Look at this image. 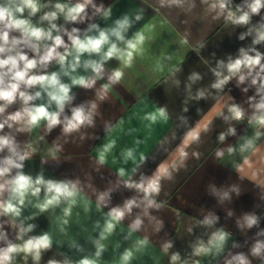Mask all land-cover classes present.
<instances>
[{"label": "crops", "instance_id": "1", "mask_svg": "<svg viewBox=\"0 0 264 264\" xmlns=\"http://www.w3.org/2000/svg\"><path fill=\"white\" fill-rule=\"evenodd\" d=\"M229 1L239 10L220 9L218 0H179L178 4L172 0H91L77 21L67 20L55 5L72 7L84 0H37L39 10L34 16L25 10L24 18L33 26L47 31L55 24L58 30L52 29L53 36L60 35L69 46L68 33L73 28L78 29L73 35L81 39L98 36L104 30L110 43L121 49L138 32L144 34L145 41L134 53L131 67L116 58L106 61L102 78L91 88L73 85L72 79L95 78L84 63L99 61L109 45H104L101 54H83L75 72L70 68L73 56L68 57L63 70L55 59L30 70V75L57 72L61 82L70 86L73 98L60 115L62 123L51 129L42 120L30 129L23 121H9L12 127L6 124L0 130V136L14 140L18 153L28 154L23 168L12 169L4 179L22 171L33 180L42 176L45 181L75 184L77 192L42 211L40 206L47 197L41 186L37 196L30 192L25 196L23 205L13 200L20 208L19 216L0 209V249L9 244L23 245L44 234L51 240L48 249L40 250L39 260L31 253L17 252L7 264H81L83 260L91 264H264V127L249 123L259 114L254 105L264 91H258L259 78L252 84L246 69L241 73L246 77L243 83L236 76L222 89L212 88L217 80L213 69L228 74L226 68L218 67L219 61L226 65L230 59L239 58L240 49L249 55H255L252 49L264 54V41L253 44L257 30L264 25V7L259 14H252L248 7L252 0ZM54 11L55 20L42 19ZM229 12L236 17L249 12L253 25L234 23ZM137 16L141 18L137 20ZM125 17L130 27L123 32L125 41H119L111 31ZM20 36L18 31L10 32V42L4 45L6 51L0 58L24 53L39 60L44 45L52 44L40 41V52L36 53L29 45L11 43L12 37ZM58 51L63 53L64 48ZM115 69L124 76L105 92L102 85L109 83ZM193 73L200 78L190 80ZM21 91L29 95L40 91L41 97L27 105L19 96L11 104L0 101V106H5L0 123L24 107L44 104L50 112L58 111L39 85H22ZM200 92L204 96L198 98ZM233 104L241 108L247 120L231 119L228 108ZM81 106L92 112V124L66 133L64 118H71L72 109ZM160 109H164V117ZM221 112L223 115H218ZM150 116H155V121ZM205 124L208 131L203 130ZM232 127L235 135L228 134ZM197 128L200 139H187L189 131ZM221 132L226 134L223 142L219 140ZM257 132L262 133L258 138ZM248 140L253 141V148L240 151ZM229 147L234 151L230 153ZM181 149L187 155H181ZM129 151L132 157H128ZM217 152L223 155L217 156ZM8 155L5 148L0 160ZM158 168L166 169L161 173L159 193L151 197L159 207H149L145 215L144 193L126 187L125 182L139 183ZM9 199L7 190L0 194V202ZM129 199H136L140 206H134L121 221H113L114 228L109 231V213L113 208L122 209ZM137 217L142 224L133 230L131 225ZM249 218L256 221L251 226ZM206 219L211 223H203ZM29 225L33 226L31 231L22 232ZM220 231L226 236L217 250L209 241ZM169 244L171 247H166ZM201 244L210 250L196 255L195 249ZM258 244L260 251L254 254ZM173 255L179 259L173 261Z\"/></svg>", "mask_w": 264, "mask_h": 264}, {"label": "clouds", "instance_id": "2", "mask_svg": "<svg viewBox=\"0 0 264 264\" xmlns=\"http://www.w3.org/2000/svg\"><path fill=\"white\" fill-rule=\"evenodd\" d=\"M173 3H179V0H172ZM91 3V0H84V3H77L72 7H66L63 4H56V9L65 13V18L70 21H77L78 18H81V14L85 12L86 4ZM219 8L225 9L227 7L226 0H218ZM215 7V5H213ZM250 12L252 14H259L262 7H264V0H252V3L248 5ZM29 10V16H34L39 10L37 0H0V53H4L6 48L4 45L9 44L10 42V32L18 31L21 36L20 38L12 37L11 43L16 44H26L29 45L33 51L36 53L40 52V41H52V44L44 45V53L37 59H29L28 56L24 53H18L16 56H8L7 58H0V70L6 69V71H0V101H5L7 104L13 103L17 96L23 100L24 104L27 105L29 101L41 97V92L37 91L34 95H29L25 91H21V86L23 85L26 88H31L33 86L39 85L47 92L49 98V104L55 102V105L58 111L50 112L48 106L44 104L32 107H24L22 111H17L9 115L3 123H0V130H3L5 125L12 127L11 122H24L29 127L38 126L40 121L44 120L47 122L49 129L53 128L56 125L62 123L60 120V115L64 111L65 104L72 100L70 96L71 88L68 84L62 83L59 74L53 72L49 74H40L30 75V70L35 69L38 64L47 65L50 61L56 60L61 69H64V66L67 62L69 56H73V60L70 64L72 72H75L76 69L80 66L81 60L80 57L85 54H101L104 45H109L107 51H104L101 59L99 61L88 60L84 63V67L91 68L92 72L95 74V78H86L83 76L73 78L72 84L79 85L84 88H91L97 79L102 78L103 65L106 61L116 58L122 60L127 67H131V63L134 57V53L138 51L140 45L145 41V36L142 32H138L134 39H129L125 41L123 32H125L130 27V22L127 17L121 21H117V27L111 31V35L116 37L119 41H125L126 48L121 49L117 46L116 43H110L109 33L100 30L98 36H86L84 39L79 38L73 33L78 32V29L73 28L72 33H68V39L71 42V45L65 43L60 35L53 36L52 29H57L55 24L51 25L49 30H44L43 28L33 26L29 19L24 18L25 10ZM239 10V9H237ZM107 15V13H105ZM57 18V12L46 13L42 19L45 20H55ZM141 17L137 16L136 19L139 20ZM229 18L233 20L236 24H247L249 22V12H243L242 15L236 17L233 13L229 12ZM93 27H96L93 25ZM58 30V29H57ZM244 36L241 35L240 39H243ZM264 41V25H261L260 29L257 30L256 38L253 40V44H258ZM63 47L64 52L61 53L58 51L59 48ZM255 52V55H249L244 49H240L241 56L235 60H229L225 65L223 61L218 62V67L226 68L227 75H223L221 71L213 69L214 75L217 77L215 83L212 84L214 89H222L233 77L238 76L239 83L245 81V75L241 74L243 70H247V75L252 76V84H257V79L259 78L260 89L258 91H264V76H261L264 73V64L261 63L264 59V54L252 49ZM74 54V55H73ZM21 64L23 67H21ZM253 72L255 75L253 76ZM65 75H68V72H64ZM124 76L123 71L120 69L113 70L112 74L108 77L109 83L102 85V89L106 92L111 84L118 83ZM5 77H8V82H5ZM200 77L193 73L189 79L195 81ZM204 93H198V98L203 97ZM252 99L251 97L249 98ZM255 109L259 113L258 115H253L249 123H256L261 127H264V96L261 97V100L258 104L254 105ZM92 109H95V105H92ZM5 106H0V114L4 113ZM228 111L231 113V119L233 120H242L244 118V112L241 108L235 104L229 106ZM160 116H165L164 109H160ZM218 115H223V113H218ZM149 119L155 121V116L148 117ZM224 120H228V116H223ZM64 131L66 133L79 130V128L85 124H92V112L85 111L84 107H76L72 109L71 118H64ZM211 123V121H209ZM204 131H208V124L204 125ZM235 128H229L228 134L235 135ZM262 133L257 132V138ZM187 139L191 141H198L200 139V130L193 129L187 134ZM226 139V134L221 132L219 134V140L223 142ZM5 148L8 149L10 155L5 157L3 160H0V180H3L0 183V194H3L5 190L10 193V199L8 201L0 202V209L5 214H11L14 216L20 215V208L16 203H13V200L17 201L19 205L24 204L25 196L30 192L32 196H37L41 192V186H44L46 190V201L42 204L41 210H46L50 205L59 203L60 199L71 198L76 195L77 188L75 184H69L65 182H56L53 180L45 181L42 176H38L35 180L32 177L25 175L22 171H17L14 176L10 179H4L8 174L11 173L12 169H22L23 161L27 158V153L20 154L17 152V146L13 139H10L5 136H0V152ZM253 148V141L248 140L244 145L241 146L240 151L245 149ZM228 151L231 153L234 151L232 147L228 148ZM128 157H132V152L127 153ZM181 155H187L181 149ZM223 152H217V156H222ZM145 157L141 156V161H144ZM101 163L104 161V157H100ZM166 169L158 168L157 172L154 173L151 177L147 179H141L139 183H134L131 181H126V187L136 188L144 193V200L146 201L144 207V214L147 215V209L149 207H159L158 204L151 198L153 194H158L160 191V180L162 178L161 173L165 172ZM119 175H124V170L120 169ZM103 199V197H101ZM143 203V202H142ZM140 205L137 203L136 199H129L124 204L122 209L113 208L109 213L111 221L107 224V229L110 231L114 228V222L121 221L126 213H131L132 208ZM248 225H253L256 221L255 218L248 219ZM203 223H211L210 220L206 219ZM142 224V220L137 217L131 228L133 230L139 229ZM32 225H29L27 229H22L23 231H31ZM226 234L223 231H220L213 235L212 239L209 241V244L214 245L217 250L223 244ZM51 246L50 237L47 234H44L39 237H33L28 239L23 243V245H13L9 244L6 249H0V264H7L11 261L12 254L17 252L31 253L34 255V259H40V250L48 249ZM166 247H171L167 245ZM261 245H257L253 249L254 254H258L260 251ZM210 249L204 247L202 244L195 249V254L199 255L200 253L208 252ZM99 251L97 256H99ZM127 259V257H125ZM179 259L178 255H173L172 260L175 261ZM242 259V258H241ZM49 264H56L55 261H49ZM81 264H91L88 260H83ZM243 264V261H242Z\"/></svg>", "mask_w": 264, "mask_h": 264}, {"label": "trees", "instance_id": "3", "mask_svg": "<svg viewBox=\"0 0 264 264\" xmlns=\"http://www.w3.org/2000/svg\"><path fill=\"white\" fill-rule=\"evenodd\" d=\"M226 2H227V8L229 10L234 11V12L237 10V7L231 1L226 0ZM242 14L243 13H241L240 15H242ZM248 23L253 25V22H252V20L250 18H249V22Z\"/></svg>", "mask_w": 264, "mask_h": 264}, {"label": "built area", "instance_id": "4", "mask_svg": "<svg viewBox=\"0 0 264 264\" xmlns=\"http://www.w3.org/2000/svg\"><path fill=\"white\" fill-rule=\"evenodd\" d=\"M242 120H247L245 117Z\"/></svg>", "mask_w": 264, "mask_h": 264}]
</instances>
